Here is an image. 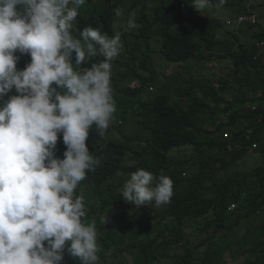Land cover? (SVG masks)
Segmentation results:
<instances>
[{
    "label": "trees",
    "instance_id": "16d2710c",
    "mask_svg": "<svg viewBox=\"0 0 264 264\" xmlns=\"http://www.w3.org/2000/svg\"><path fill=\"white\" fill-rule=\"evenodd\" d=\"M246 2L225 0L224 4L232 7L234 15L247 11ZM86 3L73 35L78 37L91 25L109 36L119 33L122 45L111 75L114 118L105 136L93 126L86 141L101 164L87 173L77 189L84 196L85 222L96 223L99 262L225 264L222 258L235 253L238 244L242 252L235 259L242 261L237 264H264V54L256 45L264 43L263 10L259 9L264 1L254 4L255 24L237 27L200 14L192 0H100L98 8L92 0ZM126 4V12L117 17L115 10ZM129 19L134 27L128 25ZM153 54L164 65L179 68L166 75L155 66ZM206 61H218L233 81L215 73L210 77ZM126 78L137 79L139 85H120ZM216 80L222 84L220 89L213 85ZM150 83L155 90H148ZM229 108L234 113L227 125L232 127L233 140L242 145L233 151L226 148L223 123L211 126ZM255 142L253 151L261 156V163L240 170L237 161L246 159L248 147ZM65 147L61 134L56 154L62 157ZM139 168L170 177L173 196L167 204L157 207L152 202L144 207L151 214L145 230L152 235L145 240L133 238L131 246L140 250L127 260L123 250H129L130 224L122 212L132 204L122 199L120 189ZM230 203L236 204L232 211ZM104 212H115V222H99ZM129 217L144 220L136 209ZM119 224L125 226L118 230Z\"/></svg>",
    "mask_w": 264,
    "mask_h": 264
},
{
    "label": "clouds",
    "instance_id": "9594fccd",
    "mask_svg": "<svg viewBox=\"0 0 264 264\" xmlns=\"http://www.w3.org/2000/svg\"><path fill=\"white\" fill-rule=\"evenodd\" d=\"M253 1H248L247 11L241 14L255 12L257 22ZM86 2L0 0V264H104L99 262L96 223L85 222L84 196L77 189L87 173L101 164L86 141L93 126L105 136L114 118L111 75L117 66L113 60L122 45L119 33L109 36L91 25L84 27L78 37L73 35L74 23ZM92 2L100 6V0L98 5ZM211 2L192 0L191 5L203 15ZM127 8V4L117 8L115 15L123 16ZM127 23L134 27L132 20ZM242 24L225 23L227 27ZM256 45L264 54V43ZM213 64L220 70L213 71L216 76L233 81V76L224 75L226 67L218 61H206L204 66ZM178 68L177 64L165 65L163 72L170 75ZM138 85L139 81L130 87ZM213 85L215 89L222 87L219 80ZM147 87L155 90L152 83ZM225 94L234 102L230 91ZM248 108L255 110L256 106ZM238 110L243 112V107ZM233 113L231 108L225 110L223 117L211 125L223 123L228 151L242 147L233 140L232 127L227 125ZM61 134L66 146L62 157L56 154ZM257 146L253 143L246 159L237 161L240 170L248 171L261 163V156L253 151ZM249 155L257 159L247 168L251 164ZM120 194L132 204L129 212L136 209L144 216V220L137 221L129 217L127 210L122 212V218L130 224L126 241L129 250L123 252L127 260H132L140 250L131 246L133 238L145 240L152 235L145 230L151 214L144 207L152 202L157 207L169 203L173 181L167 175L157 177L139 168L130 173ZM235 207L230 203L228 210ZM115 215L104 212L107 221L103 223L115 222ZM124 226L119 224L117 229ZM241 252L237 244L235 253L226 255L237 264L242 260L235 259V255Z\"/></svg>",
    "mask_w": 264,
    "mask_h": 264
},
{
    "label": "rangeland",
    "instance_id": "374dc122",
    "mask_svg": "<svg viewBox=\"0 0 264 264\" xmlns=\"http://www.w3.org/2000/svg\"><path fill=\"white\" fill-rule=\"evenodd\" d=\"M94 1V4L95 5H98V0H93ZM249 1V0H248ZM264 0H259L257 2H255L254 4L256 5L258 2H263ZM248 2L245 3V5L247 4ZM232 7L230 6H227L225 5L224 3L221 4L219 2V0H212L210 6L204 10L203 14H207V15H211L213 17H216V18H219L223 21L226 20V18L228 17H231V15H233L232 13L234 12L232 9ZM255 8V7H254ZM259 9H262L263 10V18H261V22L262 24L264 25V5L262 7H260ZM255 11H257L258 13V10L255 9ZM235 14V13H234ZM153 62L155 64V66L157 67H160V69H164V61L162 59L159 58V55L157 54H153ZM199 68L201 67L200 65H198ZM204 68L206 69V72L211 74V73H214L213 71L215 69H218V67H215V64H213V66H207ZM219 70V69H218ZM220 72V70H219ZM120 85H125V86H134V85H137L138 84V81H136L135 78H126L122 81L119 82ZM140 150V149H139ZM257 158L253 157L252 155H249L248 157V161L251 163V164H247V168H249L253 163L254 161L256 160ZM129 203V202H127ZM131 212V210H130ZM99 221H101L102 223L103 222H106L107 221V218H105L104 216H102ZM233 260L232 258L229 256V255H226L225 256V264H232Z\"/></svg>",
    "mask_w": 264,
    "mask_h": 264
},
{
    "label": "built area",
    "instance_id": "2783aa9c",
    "mask_svg": "<svg viewBox=\"0 0 264 264\" xmlns=\"http://www.w3.org/2000/svg\"><path fill=\"white\" fill-rule=\"evenodd\" d=\"M257 14L255 12H248L245 14H240L233 18H228L225 23L227 25H239L242 23H255Z\"/></svg>",
    "mask_w": 264,
    "mask_h": 264
}]
</instances>
